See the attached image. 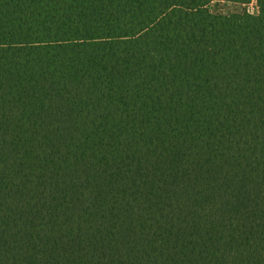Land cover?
Listing matches in <instances>:
<instances>
[{"label": "trees", "instance_id": "16d2710c", "mask_svg": "<svg viewBox=\"0 0 264 264\" xmlns=\"http://www.w3.org/2000/svg\"><path fill=\"white\" fill-rule=\"evenodd\" d=\"M0 264H264V0H0Z\"/></svg>", "mask_w": 264, "mask_h": 264}]
</instances>
